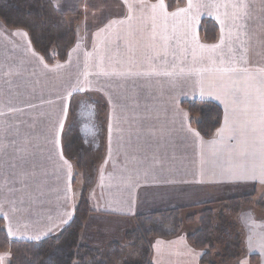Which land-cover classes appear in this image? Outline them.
Returning a JSON list of instances; mask_svg holds the SVG:
<instances>
[{"label": "crops", "instance_id": "obj_1", "mask_svg": "<svg viewBox=\"0 0 264 264\" xmlns=\"http://www.w3.org/2000/svg\"><path fill=\"white\" fill-rule=\"evenodd\" d=\"M77 9L75 43L53 65L24 31L0 23L8 238L55 236L85 206L79 244L100 250L124 238L138 215L192 209L230 191L264 197V0H185L171 11L163 0H59L60 13ZM202 21L217 27L213 43L201 37ZM192 101L222 109L209 140L182 106ZM87 103L92 110H76ZM71 136L83 146L80 172L64 150ZM253 228L250 253L264 264V224ZM149 243L152 264H198L184 237ZM0 257L10 264L9 254Z\"/></svg>", "mask_w": 264, "mask_h": 264}, {"label": "trees", "instance_id": "obj_2", "mask_svg": "<svg viewBox=\"0 0 264 264\" xmlns=\"http://www.w3.org/2000/svg\"><path fill=\"white\" fill-rule=\"evenodd\" d=\"M163 1L169 11L185 3V0ZM55 3L57 4L56 0H0V23L7 30L24 31L30 38L34 51L48 65L66 60V55L75 37L73 22L70 19L67 20L66 15L57 10ZM217 32L214 23L201 22L199 33L204 42L213 43L216 40ZM92 101L96 100L92 99ZM182 106L192 118L196 132L203 139L212 138L222 123V109L208 101L184 102ZM97 107L104 106L97 105ZM78 141L80 139L77 136H71L69 143L64 146V150L69 161L75 167L77 166L76 169L80 172L82 170L83 146H79ZM82 174L84 176L83 171ZM250 198L251 196H242L231 199L230 202H239V205L234 203L224 209L227 212H233L237 208V214L242 208L241 205L249 203ZM210 207L211 204H205L204 207H201L205 208L203 211L199 206L195 207L199 222L192 232L186 234V241L193 249L202 252L200 264L235 263L240 257V253L236 254L238 239L235 240L232 236V240L221 241L223 244L221 250L214 249L216 240L212 234L219 228L223 218L219 216L220 214L215 216ZM87 215V208L81 207L76 210L71 222L57 235L39 242L9 239L0 218V254H9L10 264H98L96 259L100 256V251L91 247H80L79 244V235ZM180 215L179 209H169L138 215L134 218L132 231L125 232L124 236L129 239H138L139 243L146 245L148 249L145 250V253H141L143 254L141 261L135 264H151L147 258L150 254L148 247L150 238H174L182 232L185 223L188 225L193 223L192 215L186 221L182 220ZM230 228L233 231L232 224H230ZM226 229L225 226H220L219 232L224 234ZM233 243L236 245L232 246ZM211 251L215 253L211 254ZM257 260L258 256H249L250 263H255Z\"/></svg>", "mask_w": 264, "mask_h": 264}, {"label": "rangeland", "instance_id": "obj_3", "mask_svg": "<svg viewBox=\"0 0 264 264\" xmlns=\"http://www.w3.org/2000/svg\"><path fill=\"white\" fill-rule=\"evenodd\" d=\"M51 1H53V0H51ZM63 9H65V8L63 7ZM71 17H72V15L71 16H67V15L65 16V18L67 20L70 19ZM58 18H59V16H58ZM74 19L77 20L78 18H76V16H74ZM74 25H75V23H74ZM74 43H75V37H74L71 48L73 47ZM71 48L69 49V51L71 50ZM69 51H68V54H69ZM68 54L66 55V59L68 57ZM89 176L91 177V173ZM79 179L77 180V187H76L77 193L79 192L80 186H81ZM259 195H260L259 193L255 194V192H252V190L245 193V194H236L235 192L230 191L229 193L226 194L225 197H223V198H221L215 202L206 203V204H211L210 208L212 209V212L214 213L215 216L217 214H220L219 216H221L223 218V220H222L223 222L221 223V225H219V228L216 230V232H214L212 234V237L214 236V239L216 240V243L214 244V249H216V250L220 249L221 250V248L223 247L222 242L224 240L227 241V239L232 240V236H233V238L235 240L238 239V241H237L238 250L236 253V254L240 253V257L238 259L248 257V261H249V256L254 255L253 253H250V252H253V250L251 248V242L254 241L256 239V237L259 235L256 233L255 228H253V226H255V224L258 223V221L262 222V224H264V221L258 220L260 218L261 219L264 218V197L259 196ZM242 196H244V197L251 196V198H250L249 203L241 205L242 208L240 209L239 213L236 214V212L238 210L237 208L233 212H227L224 209V207L228 208L229 206H232L234 203L238 206L239 202H230L229 200L234 199V198H238V197H242ZM198 206H199V208H201V207H204L205 204H202L201 206L198 205ZM207 208H209V207H207ZM204 209L205 208H201L202 211ZM179 210L181 212L180 216H181L182 220H184V221H186L188 218H190L191 215L194 217L193 223L191 225H188L187 223H185V226L182 229V232L178 235L179 237L186 238V234L192 232L195 229L197 222H199L198 221L199 218L197 216V211H196L197 209L194 207L192 209L191 208H189V209L185 208V209H179ZM133 220L134 219H132V224H131L130 228L127 230V232L132 231L131 228H132L133 223H134ZM230 224H232L234 227L233 231L230 228ZM228 225H229V227H228ZM220 226H225V229L228 227L225 230L224 234H221L219 232ZM178 236H176V237H178ZM150 239H149V241H150ZM234 245H236V244L233 243L232 246H234ZM80 247L87 248L88 246L80 244ZM148 247H149L150 254L147 256V258L149 260L148 262L151 263V260H150V257H151L150 243H148ZM146 249H147L146 245H141V243H139L138 239L137 240L136 239H129V238H125V236H124V238L120 239L119 242H114V243H111L109 245L104 246V248H101L99 250L100 256L97 257L96 262L98 264H135V263H139L141 261L142 255H143L141 253H145ZM195 252L199 256L198 264H200L199 260H200V257L202 255V252L197 251V250H195ZM213 253H215V252L211 251V254H213ZM236 261H235V263L232 262L229 264H238V262L236 263ZM257 263H258V260L255 263H250V261H249V264H257Z\"/></svg>", "mask_w": 264, "mask_h": 264}, {"label": "flooded vegetation", "instance_id": "obj_4", "mask_svg": "<svg viewBox=\"0 0 264 264\" xmlns=\"http://www.w3.org/2000/svg\"><path fill=\"white\" fill-rule=\"evenodd\" d=\"M56 2H57V4L55 3V6H57V8H58L59 0H57ZM79 13H81V11L78 10V9H77L73 14H67V13H65V15H67V16H71V15H72V17L70 18V21L73 22V29H74L75 25H77V23H78V20H79L78 15H79ZM74 16H76V18H78V19H77V20L74 19ZM74 23H75V25H74ZM79 24H80V22H79ZM79 28H80L81 30L85 29L84 26H83V27L80 26ZM83 107H84V108H83ZM76 110H79V111H89V110H92V108H91V105H90V104L86 105V108H85V106L78 105V107H77ZM89 121H90V120L85 121V122H86L87 124H89ZM78 124H79V125H80V124H81V125H84L83 120H82V119H79V120H78ZM96 146H97V143L93 144V147H96Z\"/></svg>", "mask_w": 264, "mask_h": 264}, {"label": "snow or ice", "instance_id": "obj_5", "mask_svg": "<svg viewBox=\"0 0 264 264\" xmlns=\"http://www.w3.org/2000/svg\"><path fill=\"white\" fill-rule=\"evenodd\" d=\"M0 258H2V257H0Z\"/></svg>", "mask_w": 264, "mask_h": 264}]
</instances>
